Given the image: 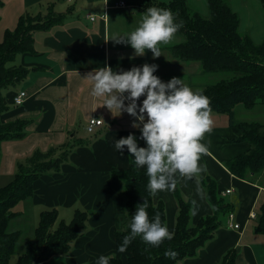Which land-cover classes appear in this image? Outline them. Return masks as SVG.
<instances>
[{
  "label": "crops",
  "instance_id": "obj_1",
  "mask_svg": "<svg viewBox=\"0 0 264 264\" xmlns=\"http://www.w3.org/2000/svg\"><path fill=\"white\" fill-rule=\"evenodd\" d=\"M120 1L3 0L0 6V34L3 37L6 30L16 28L19 16L26 12L46 13L49 5L58 12L67 11L69 7L73 10L62 25L35 31L34 51L17 56L15 61L25 65L30 72L5 91L8 108L2 115L4 122L22 118L30 122L22 139L8 141L4 146L0 172V180L4 184L0 186L13 178L17 161L37 147L45 150L51 144H63L69 136L91 141L76 148L60 172L37 178L33 194L15 206L19 217L32 213L34 235L43 210L56 208L64 220L71 218L78 208L90 212L87 228L82 236L72 241L69 252L54 255L45 264H97L102 255H119L114 233L129 223L124 212L127 209L123 183L111 172L114 168H128L134 157L130 156L127 148L123 154L117 152L115 142L131 133L136 136L140 147L146 144L140 139V130L132 127L133 117L126 112L120 115L115 110L110 112L103 106V98L91 95L92 84L85 79L87 74L105 65L120 72L148 63L158 65L154 75L163 82L176 77L183 79L190 88L193 84L200 88L203 86L202 80H194L203 76L201 66L175 59L172 55L170 47L184 41L183 36L175 34L178 38L159 45L161 56L156 59L150 50H146L143 56H137L130 44L112 41L114 37H124L132 32L144 13L141 6L144 0H123L125 6H119ZM192 1L204 3V0ZM249 2L232 0L239 9ZM242 24L248 25L246 20ZM194 67L197 71L193 70ZM21 90L26 91L28 98L18 106L14 104V96ZM144 98L141 97L138 104H142ZM92 116H98L104 122L93 134L87 130V121ZM210 119L211 131L201 141L207 152L199 161L206 170L192 179L178 177L176 188L157 192L153 196L154 201H163L166 226L173 233L179 212L176 190L179 191L185 200L193 201L190 222L195 225L199 217L214 212L202 183V178L211 176L218 183L219 195L232 204L230 212L234 213L235 222L241 225L238 229L230 227L228 214H224L223 224L215 230L214 237L199 248L195 256L185 257L177 264H219L231 249L236 250L237 264H264V233L254 230L257 211L264 204V175L253 182L230 172L226 161L248 151L250 144L233 142L242 133L239 128L231 126L227 114L210 113ZM227 189L232 192L227 193ZM252 212L256 216L252 217ZM17 257L14 256L13 261Z\"/></svg>",
  "mask_w": 264,
  "mask_h": 264
},
{
  "label": "trees",
  "instance_id": "obj_2",
  "mask_svg": "<svg viewBox=\"0 0 264 264\" xmlns=\"http://www.w3.org/2000/svg\"><path fill=\"white\" fill-rule=\"evenodd\" d=\"M259 2L264 16V0ZM1 5L3 0H0ZM141 6L144 11L153 6L170 9L176 22H182L183 26L177 32L186 38L170 47L175 59L200 63L202 74L219 70L232 74L229 78L199 88L210 101V113L227 114L231 126L241 131L242 134L233 142L246 141L250 144L248 151L226 161L227 168L235 176L257 182L264 175V122L239 120L235 117V108L239 104L248 109L264 103V40L256 43L248 31L240 30L242 19L230 0H207L208 16L194 10L188 0H144ZM66 10L58 12L49 5L46 13L21 14L16 28L6 30L3 41H0V172L3 169L4 146L8 141L22 139L30 122L25 118L7 122L2 120L8 108L5 91L30 72L29 68L15 60L20 53L34 51L35 31L62 25L73 11L70 7ZM12 61L13 64H8ZM19 133L22 136H18ZM90 143L69 136L63 144H51L45 150L37 147L17 161L13 178L8 184L0 186V264H45L54 255L67 254L72 241L82 236L87 228L89 211L78 208L71 220L66 222L59 217L58 209L43 210L35 229V240L29 241L23 253L13 261L22 236L21 230L10 227V222L19 217L15 206L33 194L37 178L43 174L60 172L76 148ZM111 174L123 183L122 193L129 222L136 206L147 201L149 219L158 214L162 224L166 225L164 203L162 200L155 203L150 194L146 168L137 169L132 160L128 168H114ZM202 183L214 209L212 214L199 217L192 225L190 217L193 201L185 200L176 190L179 212L173 238L154 247L136 237L126 251L120 252L118 249L124 237L129 235L128 223L123 230L114 233L119 255H111L109 264H177L185 257L195 256L223 224V215L232 209V204L219 195L218 183L214 178H202ZM257 218L254 230L264 233V204L259 207ZM169 251L176 253L174 258L165 255ZM236 256V250L231 249L224 254L219 264H237Z\"/></svg>",
  "mask_w": 264,
  "mask_h": 264
},
{
  "label": "clouds",
  "instance_id": "obj_3",
  "mask_svg": "<svg viewBox=\"0 0 264 264\" xmlns=\"http://www.w3.org/2000/svg\"><path fill=\"white\" fill-rule=\"evenodd\" d=\"M182 26L170 9L153 6L144 11L132 32L112 41L130 44L137 56L150 50L156 59L161 56L159 45L170 43ZM157 69L158 65L145 63L117 72L105 65L85 77L92 84L91 95L103 98V106L110 112L115 110L119 115L126 112L134 118L132 127L140 130V139L146 146L140 147L136 136L130 133L116 140L115 148L121 154L127 148L134 157L135 167L146 168L147 187L153 196L159 191L174 190L178 177L192 179L206 170L199 163L207 152L201 141L212 125L208 97L201 90L194 91L183 79L173 77L163 82L154 75ZM141 97L145 98L138 104ZM147 208V201L136 206L128 224L129 235L124 237L120 252L126 251L136 237L154 247L173 238L174 233L162 224L158 214L149 219ZM165 255L174 258L176 253L169 251ZM110 259L111 256L102 255L97 264H109Z\"/></svg>",
  "mask_w": 264,
  "mask_h": 264
},
{
  "label": "rangeland",
  "instance_id": "obj_4",
  "mask_svg": "<svg viewBox=\"0 0 264 264\" xmlns=\"http://www.w3.org/2000/svg\"><path fill=\"white\" fill-rule=\"evenodd\" d=\"M189 5L196 11L200 12L204 16H208V6H207V0H204L203 5L200 2L194 3L192 0L188 2ZM231 5L236 9V11L239 12L241 20V26L240 30L241 31H248L254 41L256 43H261L264 40V16H263V8L262 5H260V2L258 0H250L249 3H246L245 6H242L241 9L236 8L234 4H232V0H230ZM243 15L245 16L243 17ZM247 21L248 25L244 26L245 23L242 24V22ZM246 27V28H245ZM179 36H183L185 40V35L182 33H176ZM175 38H178L176 35L174 36ZM3 35L0 34V41H2ZM14 61L9 62L8 64H13ZM198 65L200 63L198 62H193ZM194 71H197V68L194 67ZM203 76L201 78H195L194 80L199 81L202 80L201 82L203 83V86L205 84H210V83H216L221 79H226L231 77V73L223 70H219V72H208L205 74H202ZM197 85L193 84L192 89L195 90H200L198 89ZM235 117L239 120L243 121H259V122H264V103L258 104L254 108H245L242 104H239L235 108ZM0 184H4L0 180ZM73 216H71L72 218ZM61 218V217H60ZM71 218H67V221H70ZM70 219V220H69ZM33 220V215L32 213L28 215H22L21 217H16L10 222V227L11 229H22V236L20 237V241L17 247L16 254L14 256H18L23 251L25 250V246L29 241L35 240V235H34V224L32 223Z\"/></svg>",
  "mask_w": 264,
  "mask_h": 264
},
{
  "label": "built area",
  "instance_id": "obj_5",
  "mask_svg": "<svg viewBox=\"0 0 264 264\" xmlns=\"http://www.w3.org/2000/svg\"><path fill=\"white\" fill-rule=\"evenodd\" d=\"M119 6H125L126 2L125 1H120L118 3ZM92 19H94V16H91ZM127 95V94H126ZM14 104L16 105H21L27 98V93L25 90H21L17 95L14 96ZM96 120V121H93ZM88 125H87V130L89 133L93 134L97 127L102 126L104 124L102 118L98 117V116H92L88 121H87ZM89 129H91V131H89ZM232 190L231 189H227V193H231ZM227 218H228V223L230 227H233L235 229L240 228V223L239 222H235V218H234V213L233 212H228L227 213ZM251 216L254 217L256 216L255 212L251 213Z\"/></svg>",
  "mask_w": 264,
  "mask_h": 264
}]
</instances>
